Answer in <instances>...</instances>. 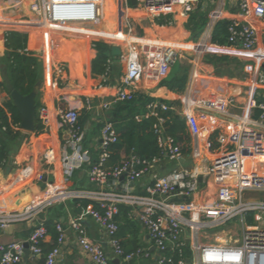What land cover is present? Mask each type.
<instances>
[{
    "label": "built area",
    "instance_id": "obj_1",
    "mask_svg": "<svg viewBox=\"0 0 264 264\" xmlns=\"http://www.w3.org/2000/svg\"><path fill=\"white\" fill-rule=\"evenodd\" d=\"M202 1L137 0L139 13L151 22L148 29L153 31V36L145 38L147 43L138 47L129 43L128 51L122 57L125 69L118 81L115 102L135 99L137 83L145 73L143 60L156 69L159 77L165 78L170 69L184 58L183 50L164 43L160 35L174 28L176 17L187 19ZM205 1L214 8L208 15L202 40L191 49L193 55L190 62L194 68L202 57L216 52L215 48L226 49L232 54L256 49L259 33L256 23L264 24V0L239 1V11L247 21L232 22L225 47L212 42L215 26L224 19V3L221 0ZM129 3L130 0H125L128 13L122 16L126 36L131 37L133 27ZM132 10L137 13L133 7ZM27 11L32 17L27 15ZM105 17L106 0H0V22H21L33 26L44 24L59 27L62 31L72 30L70 33L73 34H77L81 27L96 30ZM161 19L164 21L161 22ZM59 36L63 34L49 33L47 38L54 78L63 81L67 65L59 59L63 39ZM78 45L82 47L81 43ZM62 47L67 49L66 44ZM20 53L32 55L31 47ZM113 65V60L109 59L96 85L98 92L101 93L110 84ZM191 81L190 91L180 101L184 105L183 119L191 136L189 158L194 165L191 169L174 170L163 177L154 176L142 194L135 189V184L149 173L158 159L149 162L132 154L122 167H108L111 148L119 140L113 123L105 121L98 157L94 159L85 147L87 132L76 109L38 107V129L35 132L24 133L20 124L13 127L15 132L23 134L22 148L12 160L10 178L1 188L4 199L18 186H24V191H31L19 210L0 212V228L21 222L33 225L38 221L33 225L27 242L33 255H42V244L48 231L46 220L39 217L54 205L85 199L100 207L98 210L89 207L87 214L108 234L113 253L111 257L102 243L87 236L82 218H71L70 228L75 231L78 244L93 264H111L114 259H118L120 264H128L130 258L150 256L147 250L139 249L124 258L125 251L118 238L119 224L115 219L121 205L131 208V218L147 229L150 239L162 253L178 252L182 256L185 248L190 250V259H182L178 264H264V200L250 197L251 194H264V101L253 97L254 88L264 84V75L253 78V81L249 79L250 85L244 92L249 103H241L239 109L242 113L236 116L235 123L218 134L217 149H213L210 140L216 131L211 129L208 116L195 112V109H202L193 97L200 91L196 72ZM219 91L210 98L212 102L217 101L218 106L221 104L223 108H228L239 104L237 96H227L224 87L220 86ZM171 110L173 108L169 103L152 101L146 105L144 113L136 115V120L140 122L143 118L154 117V131L165 157L178 162L185 157L165 130L167 113ZM56 122L65 128L69 137L61 151L54 148L44 150L42 160L47 165L62 162L65 183L72 179L75 172L84 171L89 181L98 187L97 190H62L47 186L42 191L32 192V188L44 178L29 150L33 147L32 134H48ZM121 177H124L123 181H120ZM235 219L241 221L242 228L227 229ZM56 230L59 233L58 246L47 255L46 264H56L61 253L60 246L66 237L62 223L56 224ZM211 234L216 238H212ZM24 243H0V264H21ZM165 260L160 256L158 264H164Z\"/></svg>",
    "mask_w": 264,
    "mask_h": 264
},
{
    "label": "crops",
    "instance_id": "obj_2",
    "mask_svg": "<svg viewBox=\"0 0 264 264\" xmlns=\"http://www.w3.org/2000/svg\"><path fill=\"white\" fill-rule=\"evenodd\" d=\"M107 1L109 3L110 1L114 0ZM239 1L240 0H221V2L224 3L225 20H229L233 23H244L247 21V18L244 17L239 11ZM109 4H107V8L110 7ZM121 4V14L128 13L125 10V0H121ZM200 4L202 5L201 10L207 12L208 15L214 8V5L207 3L205 0H203ZM199 5L196 7V9L199 7ZM129 9V12H131L132 7L129 6ZM190 15L187 19L183 20H180V18L176 17L174 28L171 31L166 32V34L163 33L160 35V39H162L164 43L179 50H183L186 55H184L183 59L187 60V66H185L181 60L172 67V72L174 73L173 78H161L157 75V73H155L156 69L151 67L147 60H143L145 73L137 83L136 96L138 95L142 98L146 97L149 101L147 104L152 101L164 100L161 102L169 103L173 108L171 111L183 118L184 105L181 103L180 98L190 91L192 87L191 78L196 72V83L200 84V91L193 97L196 101H198V103H200L202 109H195V112L205 113L208 116L209 124L212 126L211 129L213 130L214 128L213 131H216V133L219 134L234 124L236 121V116H239L242 113L239 109V105L241 103H249L248 98H246L244 95L247 86L250 85L249 79L253 81V78L258 77L261 74L264 75V24L261 22L256 23L259 33L258 44L254 51L238 52L232 54L226 49L221 50L219 48H215L216 52L202 57L196 68H194L190 62L191 56L193 55L191 49L195 44L202 40L204 30L199 36L194 37L192 31L188 28ZM120 17H122V15ZM107 18L108 16L105 17L102 25L98 27V29L102 30V35L100 34L101 30H91L81 27L77 34H72L73 36L67 39L68 42L71 43V41H73V43L76 45L77 43L79 44L84 42L86 45V50L82 51L83 54L80 53L81 55L79 61L70 62L61 58L67 65L63 81L54 78L51 65L52 58L49 54V50H45V52L38 57L34 54V57L38 59L40 64L39 68H41V71L39 70L40 90L36 98L37 108L44 105L51 109H76L79 112L82 126L87 132L85 147L94 159L98 157L99 140L101 135L97 134V131L98 129L99 131L102 129L105 121H109V117L111 116L114 106L117 104V102H115L116 88L118 81L120 80V77L125 69L124 63L122 65L121 71L119 72L120 74L116 75L113 73L108 87L105 88L101 93L98 92L96 85L101 75L93 73V61L97 57L96 46L98 43H104L110 47V43H114L112 40H110L111 37V39L121 40L124 42L128 41L129 39L128 37H125L121 34H115L113 32L111 20ZM162 21H164V19H161V22ZM0 25L5 28L22 26V24L20 25L13 22H2ZM41 26L44 27V24ZM140 29L143 30V33L140 36L143 37H134L141 39L152 38V30H149L148 27L144 28L143 26H141ZM26 35H28L31 44L32 36L29 33ZM107 35L110 36V38ZM77 40L82 42H78ZM47 43L49 46V42ZM30 44L29 46L31 47ZM48 46L46 45V47ZM112 54L114 56L113 61L115 67V65H117L116 62H118L116 61L118 57L115 56L114 52H112ZM65 57L67 56H64L63 58ZM212 60H214V62ZM79 70H81V72H79ZM181 73L184 76H181ZM183 77L187 78L183 91L180 92L176 87L175 90L170 89L171 81L174 79H181ZM196 83L194 81L195 85H197ZM220 86L224 87L227 96H237L239 104L236 106L223 108L221 104L218 106L217 101H213L216 103L215 105L210 100V98H213V95H215L217 92H220ZM196 87H199V85ZM0 92L1 103L10 101V96L5 88H0ZM253 97L258 101H264V84H259L254 88ZM105 104H107V106H105ZM32 135L33 147L29 150L32 152L33 162L36 168L44 177L41 182L37 183L32 188V192L42 191L47 186H54L55 188L62 190L91 191L98 189V187L89 181L84 171L75 172L72 179L68 183H65L62 162L56 161L52 165H47L42 160L41 157L44 150L48 148H54L57 151H61L66 145L68 139L66 136V131L59 122L54 123L51 131L48 134ZM19 153V149L16 155H14L15 153H10V161L12 162L14 157L18 156ZM11 162L9 164H11ZM168 164L169 162H166L163 159H158L155 161L152 164L149 173L143 179H141V181L135 184V189L141 194L144 193L146 186L152 182L154 176L159 177V175L168 171ZM193 165L194 162L189 158V156H187L177 162L178 167L175 170L191 169ZM8 167L11 168L12 172V165H9ZM5 170L6 168L0 169V178L1 176L4 177L6 174ZM11 172L8 174L6 181L8 177L10 178ZM1 188L2 186L0 185V212H12L19 210L24 204L25 200L28 199L31 191H24V186H18L12 191V194L9 195L7 199H4V196L1 193ZM72 201L73 200H67L64 203L54 205L49 208L45 214H42L39 217L41 220L53 221L55 224L60 222L63 224L65 229L66 237L60 246L61 253L56 261V264H93L90 258L82 251L80 245L78 244L75 231L70 228L69 221L71 218H82L87 236L92 241L102 243L107 251V254L113 257L112 249L109 245L110 238L108 234L99 226V224L91 215L87 214V209L78 208V205H74ZM37 222L38 221H35L33 225L38 224ZM137 224L141 232V249L150 251L151 257L145 260H140V257H133L137 258L136 264H158V260L162 255V252L156 248L154 242L150 239L147 229L141 223L137 222ZM33 225L27 222H21L11 224L5 229L0 228V243L7 244L20 241L27 242L28 237L34 227ZM127 238H131L129 234L126 236V239ZM126 239L125 237H122L120 240L123 242ZM52 243V237L48 234L42 245L44 246V249L47 250ZM43 253L42 255L37 256L31 254L29 258L27 260H23L21 264H42L41 262L44 258V264H46L47 255L45 256ZM133 258H130L128 261L132 260Z\"/></svg>",
    "mask_w": 264,
    "mask_h": 264
},
{
    "label": "trees",
    "instance_id": "obj_3",
    "mask_svg": "<svg viewBox=\"0 0 264 264\" xmlns=\"http://www.w3.org/2000/svg\"><path fill=\"white\" fill-rule=\"evenodd\" d=\"M201 4L190 15V22L188 28L194 34V37L199 36L208 20V13L201 10ZM232 22L229 20H221L214 28L212 35V42L218 46L225 47L228 45L229 27ZM30 41L26 34L19 32H10L4 36V46L7 50V63L3 69H7L14 87L20 91L21 94L27 95L31 93L39 82L40 64L38 59L33 55L22 54L21 50L27 49ZM32 44V42H31ZM30 44V45H31ZM97 57L93 61V73L102 75L107 66L109 59L114 60L111 48L104 44L98 43L96 46ZM211 61V60H210ZM214 62V60H212ZM114 73V68L112 75ZM186 77L181 79H174L170 82V89L183 91L186 84ZM0 88H5L4 82L0 77ZM164 101V100H161ZM149 101L146 97L136 96L134 100L127 102H117L109 117V121L113 123L119 140L118 143L111 148V156L107 164L108 167L118 168L122 167L132 156L137 155L140 159L152 162L156 159H166L162 148L159 145L158 137L155 134L154 126L156 119L154 117L143 118L140 122L136 120V115L146 111V104ZM82 125V121H80ZM21 124V116L17 112L16 107L10 100L6 103L0 102V169L7 168L11 161L8 142L16 140L21 146L23 141V134L15 132L14 126ZM38 129V127H37ZM166 134H169L174 139V145L178 147L184 157L191 153V136L189 129L183 118L176 115L173 111L167 113ZM218 133L211 137L213 149H217L216 138ZM97 157V155H96ZM74 205L78 208L100 209L98 204L90 200H73ZM116 221L119 224L118 238L121 239L129 234L130 239L121 241L122 247L125 251L124 258L135 253L141 249V232L136 221L131 218V208L124 205L119 206V214L116 216ZM45 226L48 234L52 237L53 243L44 249L42 245L43 254L46 256L55 247L59 238V233L56 230V224L53 221H46ZM129 247V248H128ZM150 256H140V260H145ZM161 257H165L164 264H178L182 259H190L191 253L188 248L184 249V254L180 256L178 252H165ZM137 258L128 261V264H136ZM45 258L42 259L44 264ZM111 264H115L114 261ZM122 264H125L123 262ZM152 264V263H151Z\"/></svg>",
    "mask_w": 264,
    "mask_h": 264
},
{
    "label": "rangeland",
    "instance_id": "obj_4",
    "mask_svg": "<svg viewBox=\"0 0 264 264\" xmlns=\"http://www.w3.org/2000/svg\"><path fill=\"white\" fill-rule=\"evenodd\" d=\"M106 3L109 4L110 6H113L114 10L111 14V16L108 15V11H107V4H106V16H108L107 19L111 20V24H112V28H113V32L115 34H121L125 37H128L130 38L129 40H131V42H127V41H121V40H114V39H111L110 36H108L110 38V40H112L114 43H110V48L111 50H113L112 52H114L115 56L118 57V59L116 61L117 65H113V68H114V74L116 75H119L120 71H121V68H122V65L125 63V60L122 59V57L124 55H126V52L128 51V48H129V43L132 44V45H135L136 47L139 46V44H145L147 43V40L145 39H141L143 36H140L142 35L143 33V30L140 29L141 26H143L144 28H147V27H150L151 25V22L147 19V18H144V16H142V14H137V13H134L133 10H131L130 14H131V18H132V21H131V27H133V32L131 34V37L129 36H126V28H124V23H123V16H121V0H114V1H110L108 3V1L106 0ZM129 6L133 7L131 2L129 3ZM116 8V10H115ZM28 12V11H27ZM27 15H29L30 17H32V14H30L29 12L27 13ZM29 17V18H30ZM28 17H26L25 19H29ZM180 20H183L182 18H180ZM4 22L6 23L5 21H1V23ZM0 23V24H1ZM9 23V22H7ZM17 24H22V26H15V27H10V28H5V27H2L1 25V28H0V75H1V71L4 67V65L7 63V58H8V55H7V50L4 46V42H3V38L7 33H10V32H19V33H23V34H27L29 33L31 36H32V44H31V54H34L38 57L40 56L42 53L45 52V50H49V46H48V34L49 33H57L58 35H62L63 36H59L60 38H63L64 40H62L61 42V47L59 49V59H65L67 61H70V62H74V61H79V58H80V53L83 54V50L85 51L86 50V45L84 42L80 41V40H77L78 42H82L81 45L82 47H79L78 43L77 45L75 43H73V41L68 42V38L69 37H72L73 33H70V31L72 30H67V31H62L61 28L59 27H56V26H48V25H44V27H42L41 25H31V24H28V23H17ZM24 24V25H23ZM138 24V25H136ZM102 25V24H101ZM136 25V26H135ZM102 27V26H101ZM205 28L206 26L204 27V31H205ZM98 29V28H97ZM98 30H101V29H98ZM74 31V30H73ZM100 32V31H99ZM102 30H101V35H102ZM134 36H139L141 38H136ZM64 44H66V50H63V47ZM46 45L48 47H46ZM30 48V46H28ZM81 48V49H80ZM49 54H50V51H49ZM69 55V56H68ZM43 56V55H42ZM64 56H67L65 58H63ZM58 58V57H57ZM67 58V59H66ZM120 60H121V63H120ZM183 63L185 64V66H187V60H184L182 59ZM114 62V61H113ZM222 63V62H221ZM219 63V64H221ZM172 69H170L169 73L167 74L166 77H170V78H173L174 76V73L172 72ZM40 71H41V68H40ZM79 72H81V70H79ZM177 74V73H176ZM183 74L181 73V76ZM184 76V75H183ZM97 134H101V129L99 131H97ZM20 144L15 140H10L8 142V147H9V152L16 155L18 153V149H20ZM232 148H230L229 150H231ZM164 161L166 162H169L168 164V171L167 172H164L162 173L161 175H159V177H163V176H166L167 174L173 172L175 169H177V162H172L170 161L169 159H164ZM12 164V162H11ZM204 186L202 185L201 188H203ZM41 189V188H40ZM250 197L252 198H259L261 200H264V194H251ZM236 227H240L242 228V223L240 220L238 219H235L233 221H231L229 224H228V227L227 229L229 228H236ZM225 229V228H224ZM221 229H218L217 231H220ZM240 236H242V232L240 233ZM211 237L212 238H216L214 235L211 234Z\"/></svg>",
    "mask_w": 264,
    "mask_h": 264
},
{
    "label": "water",
    "instance_id": "obj_5",
    "mask_svg": "<svg viewBox=\"0 0 264 264\" xmlns=\"http://www.w3.org/2000/svg\"><path fill=\"white\" fill-rule=\"evenodd\" d=\"M130 2L133 8L135 9V11L137 12V14H140L137 8V0H130ZM1 78L4 82L6 91L10 96V100L13 102L14 106L17 109V112L21 116V124H20L21 130L24 131V133L35 132L38 127L36 98L40 90V84L38 83L31 93L27 95H23L20 93L19 90H17L14 87L7 69H4L1 71ZM66 136L67 138L69 137L67 133H66ZM10 172H11V168L10 167L6 168L5 170L6 174L4 175V177L1 176L0 178L1 186L5 183L6 178ZM123 180H124V177H121L120 181H123ZM187 235H189V232H187ZM31 254L32 253L30 250V245L28 242H25L23 260H27ZM113 261L115 264H119L118 259H115ZM187 264H189V262H187Z\"/></svg>",
    "mask_w": 264,
    "mask_h": 264
},
{
    "label": "bare ground",
    "instance_id": "obj_6",
    "mask_svg": "<svg viewBox=\"0 0 264 264\" xmlns=\"http://www.w3.org/2000/svg\"><path fill=\"white\" fill-rule=\"evenodd\" d=\"M113 10H114L113 6H110V7L107 8V11H108V15H109V16H111ZM115 10H116V8H115ZM121 15H122V14H121ZM129 39H130V38H129ZM129 39H128L127 42H129V41L131 42V40H129Z\"/></svg>",
    "mask_w": 264,
    "mask_h": 264
}]
</instances>
